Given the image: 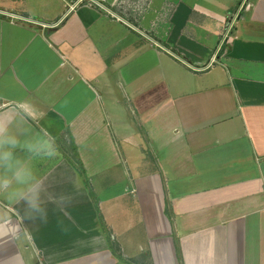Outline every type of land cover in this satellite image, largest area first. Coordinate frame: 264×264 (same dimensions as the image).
I'll return each instance as SVG.
<instances>
[{"label":"crops","instance_id":"0c3cea01","mask_svg":"<svg viewBox=\"0 0 264 264\" xmlns=\"http://www.w3.org/2000/svg\"><path fill=\"white\" fill-rule=\"evenodd\" d=\"M75 1L0 0L38 24L0 16V111L59 152L46 221L0 198V264H264V0L212 66L242 0Z\"/></svg>","mask_w":264,"mask_h":264},{"label":"clouds","instance_id":"9594fccd","mask_svg":"<svg viewBox=\"0 0 264 264\" xmlns=\"http://www.w3.org/2000/svg\"><path fill=\"white\" fill-rule=\"evenodd\" d=\"M35 109L27 102L0 111V198L23 203L32 219L47 220V187L37 165L59 154L55 137L33 127ZM61 195L54 203L63 204Z\"/></svg>","mask_w":264,"mask_h":264},{"label":"built area","instance_id":"2783aa9c","mask_svg":"<svg viewBox=\"0 0 264 264\" xmlns=\"http://www.w3.org/2000/svg\"><path fill=\"white\" fill-rule=\"evenodd\" d=\"M246 1L247 0H242V2L237 6L235 11L233 12L232 17L230 18V20H229V22L227 24V27L225 29V32H224V35H223V38H222V42H221L220 46L218 47L217 52L214 55H212L208 66H212L216 62V60H217V56L216 55L220 51V49L222 48V46L224 45L226 40L228 39L227 36L230 33V31L233 29V24L237 21V18L239 16L240 12L245 8ZM101 2H102V0H76L74 3H72L71 5L68 6L67 13H70L76 7H78L80 5H87V6H90V7L103 8ZM0 16L7 17L9 20L18 22L20 24H28V25H33V26L38 25L33 20H30V19H27V18H23V17H20V16L8 15V14H6L4 12H0ZM192 70L198 71L197 69H194V68H192Z\"/></svg>","mask_w":264,"mask_h":264},{"label":"rangeland","instance_id":"374dc122","mask_svg":"<svg viewBox=\"0 0 264 264\" xmlns=\"http://www.w3.org/2000/svg\"><path fill=\"white\" fill-rule=\"evenodd\" d=\"M117 2H118V3H117L118 6H122V4H120V0H118ZM117 4L114 5V6H115V7L113 8L114 10H112L113 14H115V15L117 14L118 11H120V10H117V8H116ZM129 5H130V4H129ZM129 5H128V7H129ZM110 9H111V8H110ZM131 197H134V196H133L132 194H127V197H125V198H120L122 204L124 203L123 205L128 209V212H127V210H126V215H128V216H132V215H134V213L132 212L131 208H128V206H129L128 203H129L130 200H132ZM124 206H123V207H124ZM126 208H125V209H126ZM127 213H128V214H127Z\"/></svg>","mask_w":264,"mask_h":264},{"label":"trees","instance_id":"16d2710c","mask_svg":"<svg viewBox=\"0 0 264 264\" xmlns=\"http://www.w3.org/2000/svg\"><path fill=\"white\" fill-rule=\"evenodd\" d=\"M73 152H75V150L73 149ZM77 170H78V173L80 174V175H82L83 174V170H82V167L81 166H78V168H77ZM84 179V183H86V179H85V177L83 178ZM87 184V183H86Z\"/></svg>","mask_w":264,"mask_h":264}]
</instances>
